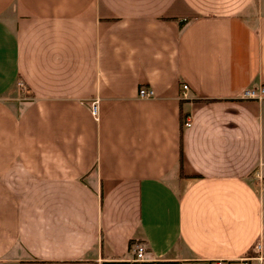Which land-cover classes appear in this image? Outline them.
Returning a JSON list of instances; mask_svg holds the SVG:
<instances>
[{"label":"crops","instance_id":"0c3cea01","mask_svg":"<svg viewBox=\"0 0 264 264\" xmlns=\"http://www.w3.org/2000/svg\"><path fill=\"white\" fill-rule=\"evenodd\" d=\"M259 86L264 0H0V264H264Z\"/></svg>","mask_w":264,"mask_h":264},{"label":"built area","instance_id":"2783aa9c","mask_svg":"<svg viewBox=\"0 0 264 264\" xmlns=\"http://www.w3.org/2000/svg\"><path fill=\"white\" fill-rule=\"evenodd\" d=\"M188 90V85L187 84H182L181 86V98H186V92ZM138 96L139 98H146V99H151L155 97V93L153 90L151 89H146V88H141L139 89L138 92ZM241 99H251V100H262L264 99V86H259V87H251V88H247L245 89L241 95H240ZM93 114H95L96 112V106L95 104L93 105ZM190 122L189 119H187L184 122V126H189ZM257 178H261L262 175L259 172H256L255 175ZM260 245L257 244L255 246V248L253 249V254L252 255H248L245 257H242L238 260V264H262L263 261V257L261 256V249H260ZM135 252V257H134V261L136 262H144V253H145V248L142 245H138L135 247L134 249ZM154 264H158L157 262H154ZM212 264H224V262L217 260V261H213Z\"/></svg>","mask_w":264,"mask_h":264},{"label":"trees","instance_id":"16d2710c","mask_svg":"<svg viewBox=\"0 0 264 264\" xmlns=\"http://www.w3.org/2000/svg\"><path fill=\"white\" fill-rule=\"evenodd\" d=\"M185 22H186V20H180L179 21L181 26H183ZM181 163H182V156H180V158H179V168H181Z\"/></svg>","mask_w":264,"mask_h":264},{"label":"rangeland","instance_id":"374dc122","mask_svg":"<svg viewBox=\"0 0 264 264\" xmlns=\"http://www.w3.org/2000/svg\"><path fill=\"white\" fill-rule=\"evenodd\" d=\"M96 264H100V262L99 263H96ZM101 264H103V263H101Z\"/></svg>","mask_w":264,"mask_h":264}]
</instances>
